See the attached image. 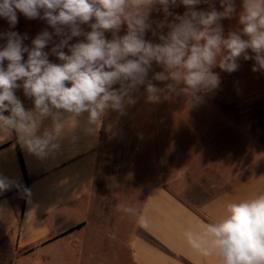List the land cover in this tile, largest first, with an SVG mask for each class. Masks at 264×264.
Here are the masks:
<instances>
[{
	"label": "clouds",
	"instance_id": "clouds-1",
	"mask_svg": "<svg viewBox=\"0 0 264 264\" xmlns=\"http://www.w3.org/2000/svg\"><path fill=\"white\" fill-rule=\"evenodd\" d=\"M218 3L220 10L217 0H0L8 23L0 32V140L15 137L34 157L54 158L70 129L96 137L103 126L115 136L106 118L127 115L140 96L157 105L171 95L191 97L195 107L220 87L215 68L231 74L243 58L254 61L253 72H264V0H240L239 11L237 0ZM181 6L183 14L172 11ZM153 12L163 19H152ZM18 13L52 31L25 44L28 35L13 30ZM233 18L239 27L225 33L222 21ZM13 186L0 175V192ZM117 210L137 215L124 204ZM138 222L147 226L143 216ZM184 237L218 264H264V193L229 202L218 220Z\"/></svg>",
	"mask_w": 264,
	"mask_h": 264
},
{
	"label": "crops",
	"instance_id": "crops-1",
	"mask_svg": "<svg viewBox=\"0 0 264 264\" xmlns=\"http://www.w3.org/2000/svg\"><path fill=\"white\" fill-rule=\"evenodd\" d=\"M24 43L30 45L31 40ZM16 95L26 108L32 107L22 90ZM104 130L102 126L96 137L80 127L68 130L59 152L45 160L26 152L15 137L0 140V175L18 185L0 192V240L12 250L14 263L218 264L214 257L193 251L184 233L218 220L229 202L264 193V169L224 188H184L178 181L194 177L200 166L205 167V175H220L222 170L227 175L237 160L215 154L201 160L195 155L200 166L192 168L195 156L179 166L177 160L152 148L148 169L141 165L142 173L135 172V180L139 177L144 188H98L99 159L109 143ZM178 167L190 169L188 177L175 178ZM147 171H151L149 176ZM123 193L128 204L120 201ZM137 199V215L130 214L128 220L114 217L118 204L130 207ZM139 216L147 220V226H141Z\"/></svg>",
	"mask_w": 264,
	"mask_h": 264
},
{
	"label": "rangeland",
	"instance_id": "rangeland-1",
	"mask_svg": "<svg viewBox=\"0 0 264 264\" xmlns=\"http://www.w3.org/2000/svg\"><path fill=\"white\" fill-rule=\"evenodd\" d=\"M239 4L240 0H237L238 11ZM216 6L220 10L218 0ZM172 11L183 14L185 9L181 6ZM152 19H163V14L153 12ZM222 23L225 33L239 27L237 18L225 19ZM45 28L52 31L44 21L28 20L18 13V24L13 30L21 34L26 32L32 40ZM6 30L8 23L0 18V32ZM146 38L153 39L150 32ZM239 63V70L231 74L218 67L214 69L220 74L221 85L207 94L198 106L191 105V97L171 95L170 99L157 105L140 96L135 105L128 108L127 115L110 113L105 124H112L117 134L113 136L104 130L103 136L108 137L109 143L103 146L99 159L98 188H144L145 183L140 182L139 177L135 180V172H141V165L148 169L152 148L157 154H166L169 159L177 160L179 166L185 165L195 155L201 160L206 154L237 160L236 167L227 175L223 170L220 175H205V167L200 166L195 156L191 166H200V169L195 170L194 177H188V168H175V178L181 174L188 177H181L178 181L185 185L184 188H224L247 174L264 169V72L252 71L253 60L240 58ZM154 70L161 69L154 65ZM155 83L159 87L164 86L161 82ZM214 136L219 138L217 143L212 141ZM135 162H138V167ZM171 166L172 169L175 167L174 164ZM150 173L147 171L146 175ZM194 197L197 198L198 194ZM120 201L127 203L126 194H121ZM137 206L138 199L130 203L134 209ZM119 215L126 219L130 217L123 211H118L114 217L119 219ZM14 258L12 250L0 240V264H15Z\"/></svg>",
	"mask_w": 264,
	"mask_h": 264
}]
</instances>
